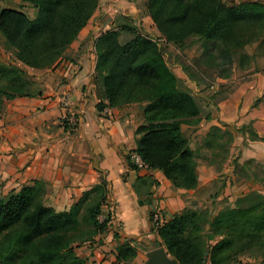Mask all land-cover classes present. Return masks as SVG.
Segmentation results:
<instances>
[{"label":"trees","instance_id":"1","mask_svg":"<svg viewBox=\"0 0 264 264\" xmlns=\"http://www.w3.org/2000/svg\"><path fill=\"white\" fill-rule=\"evenodd\" d=\"M26 1L37 8L35 18L23 10L0 8V33L6 45L16 51L14 62L0 61V107L4 98L41 94L25 67L55 65L99 5V0ZM146 7L165 42L185 48L188 40L198 37L203 46L200 64L218 69L220 77L228 78L236 69L261 71L257 50L264 53L263 0H147ZM256 43L257 49L250 52L249 47ZM96 47V73L107 99L98 104L99 109L137 104L145 121L136 128L132 154L140 156L148 168L161 170L174 188L196 189L198 161L183 125L196 124L200 111L193 93L167 63L159 40L137 33L123 44L117 30H107ZM216 129L221 130L220 126ZM127 158L129 167L138 169V164ZM97 170L100 182L84 191L67 210L45 203L47 190L41 180L2 194L0 264H89L76 248L105 233L111 220V214L99 219L111 194V182L104 170ZM155 182L149 176L139 177L148 195ZM151 202L149 198L146 203ZM153 214H149L151 230L160 237L159 245L180 264H219L211 256L213 249L232 245L241 231L244 243L264 264L261 193L239 197L236 207L226 206L213 220L209 208L186 207L154 230ZM207 224L213 232L204 238ZM114 231L119 239L121 231ZM216 235L223 238L212 248L208 241ZM136 256L137 246L129 241L118 243L117 263H129Z\"/></svg>","mask_w":264,"mask_h":264},{"label":"crops","instance_id":"2","mask_svg":"<svg viewBox=\"0 0 264 264\" xmlns=\"http://www.w3.org/2000/svg\"><path fill=\"white\" fill-rule=\"evenodd\" d=\"M100 6L67 54L55 65L26 67L41 94L2 100L0 193L6 195L41 180L47 190L45 203L56 210H67L84 191L100 182L101 174L97 169H102L111 182L109 227L95 240L77 247L76 252L88 258L89 264H119L116 262L117 245L129 241L137 246V256L126 264H145L152 247L145 250L144 242L151 239L161 242L157 233L151 230L150 212H158L168 219L182 211L187 206L183 194L209 183L213 174L210 169L211 175L202 179L198 171L197 188L187 190L174 188L159 169L143 164H138V169L129 167L127 153L137 139L136 115L130 110L123 113L122 107L106 106L100 110L98 106L107 99L96 94L94 43L112 22L107 20L112 6ZM0 8L23 10L30 18H35L38 12L26 0H0ZM15 58L14 50L6 45L0 33V61L14 62ZM234 79L235 76L233 79L222 78L221 85ZM226 87L220 88L213 120L234 134L239 131L238 127L250 123L259 136L256 141L263 143L264 72L248 75L232 89ZM66 115L74 117L72 128L67 129L63 124ZM232 175L236 182L238 178L234 173ZM143 176L156 180L149 195L139 183V177ZM234 189L236 198L245 194L242 186ZM144 195L152 202L142 203L141 196ZM109 214L104 215L108 217ZM116 228L121 231L119 239L115 238Z\"/></svg>","mask_w":264,"mask_h":264},{"label":"rangeland","instance_id":"3","mask_svg":"<svg viewBox=\"0 0 264 264\" xmlns=\"http://www.w3.org/2000/svg\"><path fill=\"white\" fill-rule=\"evenodd\" d=\"M146 1L112 0V2H109V0H99L98 7L102 5L103 8L104 4L112 6L109 12L110 18H107V20H111L112 22L109 27H106L105 31L117 30L119 32V40L123 44L133 39L137 33L145 34L156 41L159 40L167 63L176 76H178L180 82L188 87L195 96L200 111L198 122L194 125H183V130L190 138L191 146L195 151L200 178L207 179L211 175L209 173L211 169L213 180L202 185L197 190L184 193L183 198L187 201L186 207L194 209L209 208L212 215L211 219L213 220L214 216L226 206L236 207L237 200L239 199V197L236 198L234 195L235 191L233 189L236 187L242 186L244 195L258 193L264 195V142H257L259 141V136L253 131L250 123L238 127L239 131L234 134V132L223 128L213 120L215 119L213 112L218 108L220 88L227 86V89H232L245 77L255 72H251L249 69L233 70L232 75L228 78L233 79L235 76L236 80L224 83L222 86L223 81L221 80L222 77L219 76V70L200 64V56L203 51L202 41L198 37H192L188 40L189 44L185 48L165 42L151 17L150 11L146 7ZM226 1L239 3L242 0ZM98 38L94 43L96 57ZM258 45L256 43L252 47H249V51L253 52L254 49H257ZM68 48L62 56L67 54ZM257 53L259 56L257 68L264 72V53H260L258 50ZM95 76L96 94L99 98L105 97V90L101 84V80L97 77L96 68ZM36 88L39 87L36 86ZM122 108H124L123 113L130 110L129 112L136 115L137 127L142 121H145L143 112L137 104H127L122 106ZM216 126H220L221 130H217ZM253 146L256 150L252 149ZM127 156H130L131 161L137 164V160L133 157L130 150ZM232 173L238 178L236 182L232 179ZM1 195L2 193H0ZM141 199L143 200L142 203L149 201L147 195L141 196ZM109 206V202L103 205L102 213L99 216L101 221L107 218L104 214H109ZM212 232L213 228L207 224L202 236L207 238ZM244 236V232H238L232 245L215 247L223 238V236L216 235L211 241H208L212 248L215 247L211 253L212 258L219 260V264H261L259 257L244 243ZM142 247L145 250L152 247L151 250H153L164 246L159 245V242L151 239L150 242H144ZM170 257L173 258L172 256Z\"/></svg>","mask_w":264,"mask_h":264},{"label":"water","instance_id":"4","mask_svg":"<svg viewBox=\"0 0 264 264\" xmlns=\"http://www.w3.org/2000/svg\"><path fill=\"white\" fill-rule=\"evenodd\" d=\"M145 264H180L175 258H171L164 247H159L148 252V260Z\"/></svg>","mask_w":264,"mask_h":264},{"label":"built area","instance_id":"5","mask_svg":"<svg viewBox=\"0 0 264 264\" xmlns=\"http://www.w3.org/2000/svg\"><path fill=\"white\" fill-rule=\"evenodd\" d=\"M64 123H65V125H68L69 127H72L73 124H74V117H72L70 115L64 116L63 124ZM133 157L136 158L137 164H143L141 159H140V156H138L137 154H133ZM164 221H165V218H163L160 213L154 212L153 218H152V223H153V226H154V230H157V228L162 223H164Z\"/></svg>","mask_w":264,"mask_h":264}]
</instances>
